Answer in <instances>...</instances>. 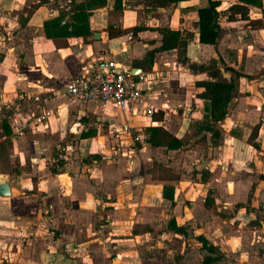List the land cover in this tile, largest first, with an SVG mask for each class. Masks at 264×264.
I'll use <instances>...</instances> for the list:
<instances>
[{
  "label": "crops",
  "instance_id": "crops-1",
  "mask_svg": "<svg viewBox=\"0 0 264 264\" xmlns=\"http://www.w3.org/2000/svg\"><path fill=\"white\" fill-rule=\"evenodd\" d=\"M82 1L0 0V104L9 106L22 93L48 98L54 115L40 127L43 130L65 114L76 113L80 123L88 113L102 117L110 132L128 138L127 148L119 149L128 153V159L117 157L113 167L98 164L100 160L76 165L70 152L74 147L67 145L69 162L59 168V175L38 182L43 193L37 200L42 203L34 207L35 222L23 246V253L28 254L17 264H147L144 249L154 238L160 216L164 221L158 227L166 237L172 234L182 239L191 228L198 249L194 237L202 235L224 258L236 256L231 264H264V0H231L226 6L215 0L219 2L215 44L198 39L197 10L207 5L206 0L171 4L122 0L120 9H114V0H107L88 15L90 35L47 38L44 22L59 14L71 15V7ZM236 3L247 8L249 19L261 20L262 27L228 20L227 9ZM110 27L124 34L109 38ZM163 28L177 30L187 40L186 64L178 61L176 49L157 50ZM24 33L29 35L23 37ZM100 58L121 63L134 76L142 75L145 79L138 86L148 91L158 112L151 117L132 116L117 108L122 115L118 122L117 116L101 113L102 102L62 103L65 83L83 65ZM212 59L220 69L226 68L234 91L225 118L210 127L208 101L199 97L203 89L198 85L208 77L187 66ZM104 104L116 107L112 101ZM125 126L130 135L117 132ZM156 126L182 146L168 149L148 143L147 127ZM83 134L81 146L89 138ZM136 136L141 143L133 146L131 137ZM190 158L195 161L191 169L198 181H188L175 168ZM157 167L166 175L155 173ZM125 183L132 186L130 191H122ZM156 203L159 209L151 207ZM168 205L175 209L174 218L164 224V218L170 217ZM237 219L242 223L236 228ZM171 222L184 233L172 231ZM236 233L250 235V239L234 242ZM37 237L38 247L35 242L28 246ZM249 250H255L257 257L246 256Z\"/></svg>",
  "mask_w": 264,
  "mask_h": 264
},
{
  "label": "rangeland",
  "instance_id": "rangeland-1",
  "mask_svg": "<svg viewBox=\"0 0 264 264\" xmlns=\"http://www.w3.org/2000/svg\"><path fill=\"white\" fill-rule=\"evenodd\" d=\"M221 1L225 3V6L231 2V0ZM236 26L240 28L242 23ZM28 35V33H24L23 37H27ZM19 63L23 65L21 59ZM1 90L2 88L0 87V92ZM104 103L102 102L101 105V113H104L110 118L117 116V121L119 122L122 119V115L117 107ZM12 113L8 104H0V128H2L3 121H6L10 128L9 122ZM75 114L73 113L69 117L66 114L63 115L60 118V122L58 121L54 126H50L49 123L48 129L46 130L42 128L28 130L16 143L0 139V176L11 185V195L8 196L9 198H0V238L3 239V243H0V264H17L21 259L20 257L24 258L25 254H28L23 253V246L26 245V240L29 239L28 233L32 231V224L35 222L33 216L34 207L38 204V201L42 203L41 200H37L39 194L43 193L41 190L42 187L38 182L43 181L41 179H46V177L55 174L59 175L58 172L60 173L61 171L59 168L67 163V160L69 162V158H66L70 152H72L71 159L76 165L81 163L93 165V161L100 160L102 163L98 162V164L113 167L116 165L113 161L117 157L128 159V153L124 154V150H119L123 147L124 149L127 148L128 138L125 135L123 137L112 131L110 132V125L102 121V117L99 118L97 115L88 113L80 123L76 119ZM134 124H136L135 119ZM195 126H193V130H195ZM81 131L84 132V136L89 137L82 146L79 145ZM117 132L121 133V127ZM90 134L94 136H90ZM191 141H187L186 144H190ZM71 144L74 149H71L69 152L66 146ZM73 155H76V157H73ZM194 163L195 161L190 158L187 160L186 166L176 165L175 168L178 167L177 170L180 175H183L188 181H198L195 176L196 171L191 169ZM39 164L41 169L36 168ZM155 173L166 175L160 171L159 167L156 168ZM65 176L64 174L63 177ZM131 185H136V182ZM131 185L128 183L127 188L125 187L122 191H130L131 189L129 187H132ZM134 194L141 195L142 193ZM147 207L149 209L150 206L148 205ZM151 207L159 209L160 205L156 203L152 204ZM167 210V214L170 217L164 218L167 220L164 224L171 218H174L171 215L175 209L168 205ZM163 221L162 216H160L157 220V229L154 230L156 232L154 238L148 241L150 242L148 248L146 247L144 249V254L147 255V264H202L203 257L207 252L201 250L200 247L199 249L196 247L197 243L192 239L194 230L190 228L187 236L182 239H175L171 236L172 234L166 237L165 234H161V230L158 227ZM241 223V220L237 219L233 224L237 228L238 224ZM26 224L31 225L27 226ZM43 230L45 232L49 231L46 228ZM249 236L245 233H236V238H233V241L238 242L240 239L242 244L247 237L250 239ZM37 238V241L31 239L28 246H34L35 242V246L38 247L40 239L39 237ZM186 252L188 253L187 255H185ZM246 253H249L246 256L257 257L255 250H249ZM144 254L141 251L140 256L143 257ZM235 257L228 255L224 258L222 256L221 262L218 264H231V262H234L233 258Z\"/></svg>",
  "mask_w": 264,
  "mask_h": 264
},
{
  "label": "trees",
  "instance_id": "trees-1",
  "mask_svg": "<svg viewBox=\"0 0 264 264\" xmlns=\"http://www.w3.org/2000/svg\"><path fill=\"white\" fill-rule=\"evenodd\" d=\"M122 0H114V9H120ZM167 4L177 3L182 0H162ZM241 1V0H238ZM207 5L197 10L198 16V39L199 42L205 44H215L217 31L218 12L216 11L219 5L218 1L206 0ZM107 0H83L75 3L71 7V15L59 14L57 17L49 19L43 24V31L47 38H68V37H85L90 35L88 29V15L91 11L102 8L106 5ZM227 19L231 21H245V24L252 28H260L263 25L261 20H251L248 17V10L244 5L232 4L227 9ZM244 24V25H245ZM108 30V37H116L124 34L121 30ZM161 45L158 51H168L172 49L177 50V59L180 63L186 64L188 61L186 55L187 40L183 38L179 31L170 28H163L160 30ZM194 72L206 73L208 79L201 81L198 85L203 89L199 97L208 101V118L210 120V127L215 123L222 121L225 118L227 106L231 100L234 91V82L226 78L225 69H220L217 66L216 60L212 59L205 64L189 63L187 66ZM2 128H0V137H8L11 130L3 121ZM149 132L147 142L152 146H165L168 149H177L182 146V143L164 131L161 127H147ZM172 231L177 233H184L182 227H176L174 222ZM200 244V249L207 252L203 257L202 264H213L221 260L220 252L210 244L202 235L194 237Z\"/></svg>",
  "mask_w": 264,
  "mask_h": 264
},
{
  "label": "built area",
  "instance_id": "built-area-1",
  "mask_svg": "<svg viewBox=\"0 0 264 264\" xmlns=\"http://www.w3.org/2000/svg\"><path fill=\"white\" fill-rule=\"evenodd\" d=\"M126 37L131 40L132 33L128 32ZM144 79L142 75L131 74L119 62L94 59L83 65L81 71L65 83L62 103L70 105L112 101L123 113L151 117L159 109L150 101L148 91L138 86ZM9 109L13 111L10 119L11 134L0 137L2 140L16 141L28 130L46 125L54 115L48 98H42L38 94L18 95L15 102H10ZM121 130L127 135L131 133L126 126ZM131 140L133 146L136 142L141 143L139 136L131 137ZM141 183L142 178L139 180V184Z\"/></svg>",
  "mask_w": 264,
  "mask_h": 264
},
{
  "label": "water",
  "instance_id": "water-1",
  "mask_svg": "<svg viewBox=\"0 0 264 264\" xmlns=\"http://www.w3.org/2000/svg\"><path fill=\"white\" fill-rule=\"evenodd\" d=\"M10 195H11L10 183L7 180H3L0 176V198H5Z\"/></svg>",
  "mask_w": 264,
  "mask_h": 264
}]
</instances>
